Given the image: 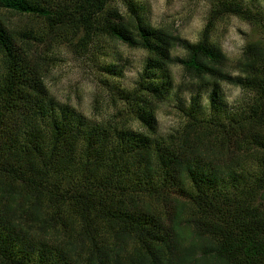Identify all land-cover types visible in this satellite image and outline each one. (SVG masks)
<instances>
[{"label": "trees", "instance_id": "trees-1", "mask_svg": "<svg viewBox=\"0 0 264 264\" xmlns=\"http://www.w3.org/2000/svg\"><path fill=\"white\" fill-rule=\"evenodd\" d=\"M257 2L211 0L188 41L153 25L137 0H0V264H264ZM227 16L251 27L232 63L213 37ZM106 40L145 57L131 90H111L115 111L91 121L57 103L45 78L56 48L87 54ZM173 64L192 94L162 136ZM104 70L122 76L114 63ZM223 83L248 97L226 107Z\"/></svg>", "mask_w": 264, "mask_h": 264}, {"label": "rangeland", "instance_id": "rangeland-1", "mask_svg": "<svg viewBox=\"0 0 264 264\" xmlns=\"http://www.w3.org/2000/svg\"><path fill=\"white\" fill-rule=\"evenodd\" d=\"M137 1L153 25L166 27L182 39L196 41L205 24L211 0ZM257 3L261 5L264 0ZM9 16L8 13L13 25L29 26L27 19L19 15ZM250 34L251 27L247 22L236 16H227L217 23L213 37L232 63L240 56ZM98 46L87 54L64 45L56 48L53 54L55 64L45 78L57 103L69 104L91 121L104 119L115 111L109 95L111 90H131L145 57L142 50L128 48L119 42L106 40ZM183 54L180 47H175L172 51L173 56ZM109 63L122 69L120 78L104 70V66ZM171 69L175 79L174 88L157 110L158 132L162 136L179 128L182 119L178 106L188 104L192 94V87L182 76L181 66L173 64ZM222 94L224 104L229 108L236 107L248 97L240 88L227 83L222 84ZM133 126L137 127V124L133 123Z\"/></svg>", "mask_w": 264, "mask_h": 264}]
</instances>
